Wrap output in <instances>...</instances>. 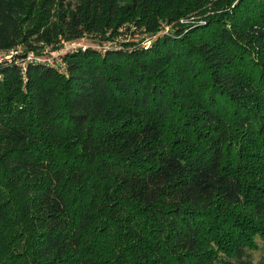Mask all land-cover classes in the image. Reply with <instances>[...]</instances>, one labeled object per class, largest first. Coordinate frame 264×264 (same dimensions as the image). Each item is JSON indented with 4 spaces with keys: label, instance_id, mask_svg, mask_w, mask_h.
Instances as JSON below:
<instances>
[{
    "label": "trees",
    "instance_id": "1",
    "mask_svg": "<svg viewBox=\"0 0 264 264\" xmlns=\"http://www.w3.org/2000/svg\"><path fill=\"white\" fill-rule=\"evenodd\" d=\"M18 46L0 264H264V0H0Z\"/></svg>",
    "mask_w": 264,
    "mask_h": 264
},
{
    "label": "rangeland",
    "instance_id": "2",
    "mask_svg": "<svg viewBox=\"0 0 264 264\" xmlns=\"http://www.w3.org/2000/svg\"><path fill=\"white\" fill-rule=\"evenodd\" d=\"M168 30V29H167ZM165 31V30H164ZM163 31V32H164ZM162 32V33H163ZM160 32L157 33V35H159ZM142 37V35H135V40H138ZM124 39V36H120V38L118 39L119 41ZM130 39V38H129ZM110 45H116L115 41H103L102 43H100L99 41L91 38L90 36H84L80 39L74 40L72 42H64L63 46L61 49L59 50H51L49 48H45L44 54L43 56H40V59H47L51 62H54L55 64H57L58 66H61V62L58 58V54L60 52H64L66 50L72 49L74 47H95L98 49H102L104 47H108ZM23 47L22 46H18L17 47V51H13V50H9V51H0V60H4V59H9L12 57L13 54H15L16 52H22ZM32 57L34 56L33 54H30ZM257 243H258V247L255 250H249V252L252 254V258L254 260V262H258L260 260V258L264 255V239L258 237L257 239Z\"/></svg>",
    "mask_w": 264,
    "mask_h": 264
}]
</instances>
